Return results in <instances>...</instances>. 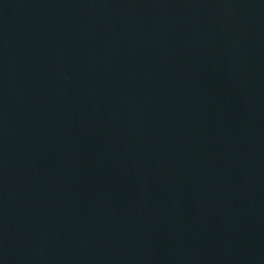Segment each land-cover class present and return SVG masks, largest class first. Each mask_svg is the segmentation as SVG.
<instances>
[{"label": "water", "instance_id": "95a60500", "mask_svg": "<svg viewBox=\"0 0 264 264\" xmlns=\"http://www.w3.org/2000/svg\"><path fill=\"white\" fill-rule=\"evenodd\" d=\"M0 264H264V0H0Z\"/></svg>", "mask_w": 264, "mask_h": 264}]
</instances>
